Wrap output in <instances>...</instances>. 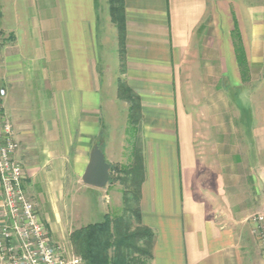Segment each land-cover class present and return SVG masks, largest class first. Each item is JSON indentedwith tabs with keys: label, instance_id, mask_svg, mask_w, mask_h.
I'll return each mask as SVG.
<instances>
[{
	"label": "crops",
	"instance_id": "1",
	"mask_svg": "<svg viewBox=\"0 0 264 264\" xmlns=\"http://www.w3.org/2000/svg\"><path fill=\"white\" fill-rule=\"evenodd\" d=\"M122 1L123 58L108 0H0V115L13 128L25 193L61 177L63 157L82 178L95 144L107 160L96 141L111 126L99 121L117 115L125 133L130 115L121 81L139 98L126 165L140 148V224L154 232L148 264H264L251 221L264 212V98L253 100L264 88V0Z\"/></svg>",
	"mask_w": 264,
	"mask_h": 264
},
{
	"label": "rangeland",
	"instance_id": "2",
	"mask_svg": "<svg viewBox=\"0 0 264 264\" xmlns=\"http://www.w3.org/2000/svg\"><path fill=\"white\" fill-rule=\"evenodd\" d=\"M106 20L108 21L107 18ZM101 24L102 26L104 25L102 22ZM110 30L106 27L100 40L106 47V55H104V59L102 58L104 62L102 64L106 66V77H108L107 74L109 75L110 72H113L112 69L114 67V61L111 59L113 57V52L110 51L114 38L110 35ZM101 66V64L98 65L99 71L102 69ZM242 93V96H240L241 103L249 107L250 101L247 93ZM253 94V100H259V98L263 99L264 88H259L256 90V93L254 92ZM230 108L235 114L236 111L239 110L233 103H230ZM105 121L111 126L112 133L102 137L99 136L96 142L101 143L103 149L106 147L107 160L111 165L113 164L116 166L117 169L112 172V176L110 175L112 181L108 182L107 185L103 187V190L100 191L102 193L95 194L91 187L83 183L81 176L75 175V172L69 165L70 159H66L68 157H63L62 176H55L48 183H40L39 189L31 198L37 205L39 216L50 239L57 241L77 255L79 254L75 252V247L70 239L71 232L88 223H95L102 220L106 213L110 215L113 224H118L119 228L120 226H122V229L124 228L123 223L125 221H129L130 230L136 227L135 217L128 211L134 204L132 200L126 202L128 185L124 180L125 169L128 167L126 164L130 160L131 122L129 119L126 132L122 133V122L118 119L117 115L115 118H109L107 120L101 119L99 122L104 123ZM237 121V125L242 128L245 120H240L239 118ZM103 140L104 143L105 141L108 143L106 146H104ZM135 145L137 146L139 144L135 143ZM65 149L66 147L62 145V153L68 154ZM137 244L139 245L141 243L138 242Z\"/></svg>",
	"mask_w": 264,
	"mask_h": 264
},
{
	"label": "built area",
	"instance_id": "3",
	"mask_svg": "<svg viewBox=\"0 0 264 264\" xmlns=\"http://www.w3.org/2000/svg\"><path fill=\"white\" fill-rule=\"evenodd\" d=\"M6 88L0 85V103ZM13 128L0 115V261L3 264H86L84 258L51 241L37 205L24 191L23 166L16 159ZM252 232L264 256V212L251 216Z\"/></svg>",
	"mask_w": 264,
	"mask_h": 264
},
{
	"label": "trees",
	"instance_id": "4",
	"mask_svg": "<svg viewBox=\"0 0 264 264\" xmlns=\"http://www.w3.org/2000/svg\"><path fill=\"white\" fill-rule=\"evenodd\" d=\"M111 20L116 26L119 52L123 58L125 38V19L122 0H108ZM235 55L243 80L248 74L247 61L238 30L235 28L231 34ZM118 96L129 103V119L132 125L139 122V98L121 81L118 86ZM117 169L113 164L110 175ZM112 176V175H111ZM108 182L112 181V177ZM124 180L128 185L126 202L132 200L134 206L129 212L135 217L136 227L130 230L129 221L122 226L113 224L109 214H104L103 219L88 223L71 232V242L75 252L81 255L87 264H148L152 256V242L154 232L140 224V186L144 180L143 157L140 148L133 149L132 161L125 169ZM120 233V234H119ZM141 244H137V243Z\"/></svg>",
	"mask_w": 264,
	"mask_h": 264
},
{
	"label": "water",
	"instance_id": "5",
	"mask_svg": "<svg viewBox=\"0 0 264 264\" xmlns=\"http://www.w3.org/2000/svg\"><path fill=\"white\" fill-rule=\"evenodd\" d=\"M111 164L105 159L99 144H95L90 151V159L82 174V181L86 185L103 188L110 179Z\"/></svg>",
	"mask_w": 264,
	"mask_h": 264
}]
</instances>
